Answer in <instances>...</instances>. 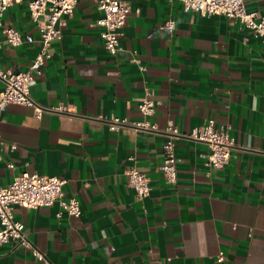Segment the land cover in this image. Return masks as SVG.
Returning <instances> with one entry per match:
<instances>
[{"label":"crops","instance_id":"1","mask_svg":"<svg viewBox=\"0 0 264 264\" xmlns=\"http://www.w3.org/2000/svg\"><path fill=\"white\" fill-rule=\"evenodd\" d=\"M28 1L4 12L3 24L34 38L10 45L0 31L4 69L26 70L39 49ZM244 2L264 13V0ZM100 15L94 0H78L30 84L37 103L66 111L36 116L15 102L0 110V185L23 171L56 175L66 180L64 198L75 196L81 208L74 217L58 202L14 206L40 257L9 240L0 264H264V42L235 19L180 0H131L110 54ZM168 18L170 31L162 27ZM148 89L156 102L150 119L160 127L186 132L209 118L224 126L236 144L228 161L208 167L204 142L177 140V179L169 183L158 169L164 136L110 130L96 119H140ZM131 167L149 176L142 200L127 184Z\"/></svg>","mask_w":264,"mask_h":264},{"label":"built area","instance_id":"2","mask_svg":"<svg viewBox=\"0 0 264 264\" xmlns=\"http://www.w3.org/2000/svg\"><path fill=\"white\" fill-rule=\"evenodd\" d=\"M21 0H0V31L3 41L10 45H20L32 42L33 36L22 33L13 26L3 24V15L9 5ZM185 9H192L202 15L219 14L235 19L244 28L264 42V13L257 10H248L244 0H180ZM78 0H29L28 9L32 20L38 27L39 49L32 59L29 67L22 71H13L2 68L0 64V80L3 87L0 90V110L8 103L15 102L31 106L36 116L43 112H63L62 106H43L37 103L30 93V84L34 78L41 74L42 66L50 58L49 47L55 39L60 38L64 14H72ZM101 15L96 20L100 28V37L103 46L110 54H115L119 47V35L125 24L127 14L131 10V0H94ZM174 20L166 19L162 27L172 30ZM1 46V41H0ZM152 90H146L145 95L138 100L137 107L141 118L129 120L117 115L97 116V120L107 124L110 130L128 128L135 132L159 134L165 139L162 143V161L158 169L164 180L169 183L176 182L177 166L174 154L175 142L180 139L197 140L208 146L205 165L208 167H221L229 159L231 151L236 148L233 138L224 126L216 127L213 118L207 119L203 124L193 127L189 131H181L173 123L163 127L157 125L150 117L154 113L155 100L151 97ZM3 139L0 134V147ZM15 145L11 144V148ZM1 159V154H0ZM12 166L11 163H8ZM127 184L133 188L138 200L144 199L150 192L149 176L131 167L127 171ZM65 178L39 174L37 172L23 171L16 175L5 186L0 185V245L15 240L18 245L31 250L40 257L39 252L25 238L24 224L14 218V206L36 208L49 206L58 202L62 211L70 216L78 217L81 213L80 202L75 196L64 198L62 186ZM222 259V254L218 255Z\"/></svg>","mask_w":264,"mask_h":264}]
</instances>
